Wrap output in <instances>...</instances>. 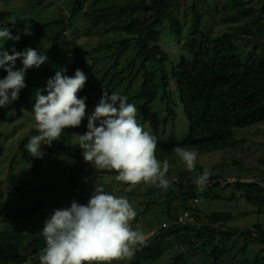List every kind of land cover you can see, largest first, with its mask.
<instances>
[{"label":"trees","instance_id":"trees-1","mask_svg":"<svg viewBox=\"0 0 264 264\" xmlns=\"http://www.w3.org/2000/svg\"><path fill=\"white\" fill-rule=\"evenodd\" d=\"M12 1L32 2V5L28 16L5 14L6 27L13 36L19 35L20 39L0 40V50L11 55L13 49L20 53L33 49L45 55L47 60L39 68H30L25 72V87L18 93L17 100L0 108V122L20 118L23 112L33 114L36 92L39 90L46 95L43 91L46 82L57 71H64V75L72 77L79 69L88 76L85 86L77 93L78 98H86V114L82 124L92 115L106 90L108 95L118 93L126 96L128 103L140 105L142 122L146 120L154 102L159 101V109L165 113V125L169 119H175L177 93L188 122V134L177 145L157 142L158 159L164 158L167 151L177 146L194 148L198 153L233 147L234 130L264 123V22H258L264 19V0L254 19L258 24L256 32H248L251 38L247 42L255 41L257 45L252 50H243L236 45V42L243 40H240L237 32L215 37L204 28V15L199 10L211 0H190L192 21L187 27L182 25L175 14L180 0H51L48 6L54 7L58 15L48 21L37 16L39 8L44 7L47 0H0V4ZM56 1L62 3L65 13L61 11L64 8L56 7ZM227 8L231 12L235 11L223 18L231 24L240 22L254 12L245 8L243 0H230L223 10L227 11ZM10 16H15V26L8 23ZM27 25H30L28 30L31 35L24 34ZM76 26L86 36L98 38L96 48L83 49L79 54L69 49L65 33ZM163 29L167 33H163ZM167 36L172 37V40L168 39V43L161 46L159 39L167 40ZM37 42H42L47 49H38ZM257 49L260 51L257 52ZM22 67V58H19L13 70ZM6 75L3 68H0V79ZM171 83L174 84L173 91L169 88ZM86 131V127L80 126L66 129L58 140V146L67 147L74 158L73 166L67 171L63 202L70 201L69 198L76 195L86 182H92L100 175H117L106 170L98 173L92 164L85 163L78 143L73 144L71 139L75 133ZM36 134L30 132L20 144L23 160H31L26 145L29 138ZM41 150L43 152L44 147ZM2 154L3 149L0 147V157ZM32 159L34 161L28 162L32 163L31 169L35 171L39 161ZM257 162L264 173V158ZM13 164L10 165L11 172ZM167 177L170 183L166 191L157 186L152 187L158 192L157 200L163 208L161 214L167 215L168 220L161 222L142 248L136 249L135 260L131 264L157 262L170 246L179 244L180 239H185L183 246L186 250L170 259L173 264H188L186 258L190 254H201L217 263L228 252L225 246L216 245L217 238L221 244L230 241L232 237H247L264 243V226L256 225L244 232L234 228L224 229L229 216L219 213L201 214L196 207L192 211L196 223L194 227L177 225L178 210L181 213L187 209L189 202L194 199H221L212 188L223 186L219 176H213L209 178L206 190L199 193L196 192L198 187L195 181L183 183V174L179 175L176 182L169 174ZM8 180L10 190H19L15 175H10ZM233 186L247 203L262 209L264 186L239 182ZM50 187L52 184L47 186ZM2 198L3 193L0 194V200ZM158 201L150 205L158 204ZM40 210L41 204H37L17 211L14 218L17 221H28L38 215ZM217 224L219 226L214 227ZM42 228V225L35 222L0 231V264H26L31 257L38 258L46 246ZM170 239L173 242L169 243ZM23 247L28 250L25 255L21 253ZM263 252L264 249L259 251L253 264H264V256H261Z\"/></svg>","mask_w":264,"mask_h":264},{"label":"rangeland","instance_id":"rangeland-1","mask_svg":"<svg viewBox=\"0 0 264 264\" xmlns=\"http://www.w3.org/2000/svg\"><path fill=\"white\" fill-rule=\"evenodd\" d=\"M51 0H47L44 7H40L38 15L43 21H48L52 17L58 15V11L54 7H49ZM230 0H211L208 4L200 8L203 13L204 28L212 36H219L223 33L237 32L240 35V40L236 45L243 50L253 49L257 47L255 41L247 42L251 38L249 31L256 32L258 24L254 19L261 7L262 0H243L246 9H252L254 12L241 20L238 23L231 24L224 21L226 14H233L235 11L223 10V7ZM56 7L63 9L64 6L60 1H56ZM48 3V4H47ZM30 3L25 1H16L11 3L0 4V15L7 13H16L21 15H29ZM63 13L66 9L61 10ZM176 16L180 19L182 25L187 27L192 21V11L190 8V0H180L178 8L175 11ZM261 18L258 22H264ZM80 25V23L78 24ZM81 26V25H80ZM244 32V33H242ZM163 33H167L163 29ZM69 49L79 54L83 49L92 50L97 47L96 41L98 38L86 36L84 31L76 26L72 31L65 33ZM104 39V38H103ZM172 37L160 38L159 44L168 43ZM102 40V39H101ZM161 40V41H160ZM168 45V44H167ZM38 49H47V46L42 42H37ZM167 47V46H166ZM63 49V48H62ZM166 50V48H164ZM78 51V52H77ZM172 51V48H170ZM260 49H257L259 52ZM64 72V71H63ZM88 78V76H87ZM93 79V77H91ZM85 86V85H84ZM170 90H174V84H170ZM175 94V119H169L164 125L165 113L159 109V101L154 102L151 110L147 113L146 120L142 122L140 105H136L137 114L136 120L145 131H150L156 136L157 142L169 144H180L188 134V122L183 113L182 107ZM95 98V96L93 97ZM31 121L29 114L23 112L20 118L0 122V147L3 149V154L0 157V194L3 193V198L0 200V231L8 227L28 225L37 222L39 225H44V222L57 209H67L73 201L81 205H86L89 198L93 194L95 187H103L104 190L117 197H126L133 205L137 215L132 221L134 229L143 232L145 241L150 238L153 232L159 227L161 222L168 220L167 215L161 214L162 207L160 201L157 200L158 192L152 186L144 184L131 187L123 184L115 179L116 175H100L99 178L92 182H86L85 185L78 189L76 195L71 196L70 201L63 202L64 189L67 185V171L73 166L74 159L72 152L68 148L59 149V141L55 143L56 148L50 149L44 147V155L42 158L35 159L39 161V166L35 171H32L31 160H23L21 158L20 144L31 129ZM80 127L87 128V121ZM84 133H75L72 135L71 142L78 143L76 135ZM234 146L226 149H218L209 153H198L194 148L184 147L188 150H195L197 153V162L194 171H188L174 149L167 151L164 158L159 159L161 162L165 159L169 161L170 168L167 174L176 182L180 174H183V183L196 181L198 176L205 169L211 173L210 177L219 176L223 187H214L212 191L220 195L221 199H205L199 200L196 208L201 214L209 215L211 213H219L229 216V221L225 224L224 229L234 228L240 232L246 229H251L253 226H264V205L261 210L253 204L247 203L241 197V193L233 186L235 182L239 183H255L261 187L264 186L263 168L258 164V159L264 158V123L252 125L244 129H236L233 131ZM178 147V146H177ZM59 149V150H58ZM160 157V156H159ZM13 164V171H10V165ZM99 173L100 169L93 167ZM15 175L17 178V187L19 190H10L8 177ZM52 184V187L47 188ZM175 188L177 184L175 183ZM227 185V186H226ZM9 189V190H8ZM152 189V190H151ZM149 191L151 194H149ZM196 192L200 191L196 188ZM234 197L231 199V197ZM158 201V204L151 203ZM37 204H41V210L34 218L26 221H17L14 215L17 211L28 209ZM63 204V205H61ZM177 203H173L176 205ZM147 209V211H145ZM45 210V214L43 211ZM180 214L179 210L177 211ZM219 224L214 227H218ZM173 242L170 239L169 243ZM185 239H180L179 244L170 246L166 253L162 255L157 262L151 264H173L171 258L178 253L185 251L183 246ZM216 245L225 246L227 255L217 263L213 259H206L201 254L193 256L188 255L186 261L188 264H253L256 255L260 250L264 249V243H258L250 240L247 237H232L230 241L220 243L219 238L216 239ZM219 243V244H218ZM182 244V245H181ZM21 253H28L26 248H21ZM264 256V252L261 253ZM135 260L133 255L131 259L114 261L112 264H131ZM26 264H39L37 257H31Z\"/></svg>","mask_w":264,"mask_h":264},{"label":"clouds","instance_id":"clouds-1","mask_svg":"<svg viewBox=\"0 0 264 264\" xmlns=\"http://www.w3.org/2000/svg\"><path fill=\"white\" fill-rule=\"evenodd\" d=\"M27 3L32 5V2ZM5 19V15H0V40L18 41L20 36L11 34ZM8 23L15 26V16H10ZM29 27L25 26V35H31ZM19 58H22L23 67L14 71L15 61ZM46 60L45 55L33 49L22 53L13 49L11 55L0 50V68L7 73L0 79V108L18 99V93L25 87V72L39 68ZM86 80V75L79 69L72 77L57 71L46 82L43 91L47 94L36 92L33 114L25 112L32 123L28 135L37 133L26 145L33 158L43 157V147L56 148L52 144L59 140L64 130L81 125L86 114V98H78L77 93L83 89ZM127 100L118 93L108 95L106 90L102 93L94 112L88 117L87 131L76 135L83 159L97 169L117 173L115 179L123 184L157 186L166 191L170 183L167 177L169 161L161 162L157 158L156 136L138 124V110ZM62 148L67 147H59ZM174 151L186 170H195V150L178 146ZM210 176V171L205 169L196 179L200 192L206 190ZM136 215L126 197L110 194L102 186L95 187L86 205L73 201L69 208L55 210L44 222L42 235L46 246L38 254L39 264H112L131 259L137 247L145 243L143 232L132 226Z\"/></svg>","mask_w":264,"mask_h":264},{"label":"built area","instance_id":"built-area-1","mask_svg":"<svg viewBox=\"0 0 264 264\" xmlns=\"http://www.w3.org/2000/svg\"><path fill=\"white\" fill-rule=\"evenodd\" d=\"M190 205L187 209L182 211L178 216H177V222L176 224L179 226H187V227H194L196 225L195 220L192 216V211L196 207V205L199 203L197 199H194L189 202ZM144 244L139 245L137 249H140L143 247Z\"/></svg>","mask_w":264,"mask_h":264}]
</instances>
